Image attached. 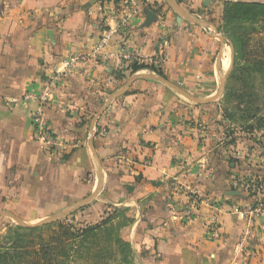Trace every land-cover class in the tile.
I'll return each instance as SVG.
<instances>
[{
	"label": "crops",
	"instance_id": "obj_1",
	"mask_svg": "<svg viewBox=\"0 0 264 264\" xmlns=\"http://www.w3.org/2000/svg\"><path fill=\"white\" fill-rule=\"evenodd\" d=\"M235 2L264 4L0 0V234L108 221L115 264H264V107L242 120L220 104L234 49L218 21ZM126 54L164 63L128 72ZM53 69L48 129L79 144L50 155L31 114Z\"/></svg>",
	"mask_w": 264,
	"mask_h": 264
},
{
	"label": "rangeland",
	"instance_id": "obj_2",
	"mask_svg": "<svg viewBox=\"0 0 264 264\" xmlns=\"http://www.w3.org/2000/svg\"><path fill=\"white\" fill-rule=\"evenodd\" d=\"M218 29L235 51L234 69L220 104L231 109L235 118L247 120L264 107V83L259 78H264V6L242 2L226 4L220 13ZM30 225L34 224L9 222L3 227L0 251L16 253L11 264H36V252L42 259L39 264L117 262L113 249L121 242L116 232L119 228L108 221L91 230L72 221Z\"/></svg>",
	"mask_w": 264,
	"mask_h": 264
},
{
	"label": "built area",
	"instance_id": "obj_3",
	"mask_svg": "<svg viewBox=\"0 0 264 264\" xmlns=\"http://www.w3.org/2000/svg\"><path fill=\"white\" fill-rule=\"evenodd\" d=\"M151 0H142L143 5H148ZM118 4L122 7H129L130 5H134V0H118ZM135 8V7H134ZM131 12L135 13V9ZM112 31L105 32L104 36L101 37L99 40V43L96 46V50L99 51L100 49L104 48L106 46V43L112 34ZM122 59L128 63L131 61H136L138 63H143L147 65H152L155 68L160 69L162 64L164 63L163 58L158 59H144L133 55H123ZM58 73L53 69L51 76L49 77V80L44 85V87L41 89V92L35 97V101L37 103L36 109L31 114V124L34 129V139L44 147V149L50 154H56L58 153L59 149L65 146H72L75 147L79 144L78 141L72 142L68 144H65L58 138H56L55 135L51 133V131L48 129V123L47 119L44 116L43 109L51 102L52 100V91L54 88L55 83L58 80ZM29 97V96H28ZM144 166H147V163L144 164ZM253 188L257 190H263L264 183L262 181H253L252 182ZM263 204L262 203H256L254 206H251L248 208V210L241 212V217L250 222V220H254L257 218L262 210ZM250 231V230H249ZM218 229L216 226L212 227V237H217Z\"/></svg>",
	"mask_w": 264,
	"mask_h": 264
},
{
	"label": "trees",
	"instance_id": "obj_4",
	"mask_svg": "<svg viewBox=\"0 0 264 264\" xmlns=\"http://www.w3.org/2000/svg\"><path fill=\"white\" fill-rule=\"evenodd\" d=\"M235 3H239V2H235ZM227 4H229V3H227ZM230 4H232V3H230ZM244 4H246V5H250V4H254V5H259V6H264V4H257V3H244ZM263 40H264V38H263ZM234 65H235V51H234ZM144 68H146V69H150V70H153V71H155V72H160V69H158V68H155V67H153L152 65H147V64H143V63H138V62H136V61H131V62H128V63H126V66H125V69L128 71V72H135V71H137V70H140V69H144ZM262 79V78H261ZM254 117V116H253ZM249 118H251V117H249ZM248 118V119H249ZM103 223H105V221H102L100 224H98V225H94V226H87L86 228H87V230H91L92 228H96L97 226H99V225H102ZM16 228H18V227H16ZM20 228V227H19ZM25 231L27 230V231H30V230H36V229H27V228H23ZM87 230H84L83 232H86ZM25 254V253H24ZM15 256H17L16 255V253H12L11 252V250H4V251H0V264H11L13 261H14V259H15ZM42 259H40L39 258V253L38 252H36V256H35V259H34V261H35V263L36 264H39V262L41 261Z\"/></svg>",
	"mask_w": 264,
	"mask_h": 264
},
{
	"label": "water",
	"instance_id": "obj_5",
	"mask_svg": "<svg viewBox=\"0 0 264 264\" xmlns=\"http://www.w3.org/2000/svg\"><path fill=\"white\" fill-rule=\"evenodd\" d=\"M90 5V3H88L87 5H86V7H88Z\"/></svg>",
	"mask_w": 264,
	"mask_h": 264
}]
</instances>
